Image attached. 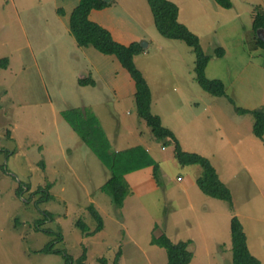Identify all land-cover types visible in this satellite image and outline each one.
I'll list each match as a JSON object with an SVG mask.
<instances>
[{"label": "rangeland", "instance_id": "1", "mask_svg": "<svg viewBox=\"0 0 264 264\" xmlns=\"http://www.w3.org/2000/svg\"><path fill=\"white\" fill-rule=\"evenodd\" d=\"M170 1L204 52L217 46L235 50L211 58L207 77L221 79L240 107L264 105V48L254 46L247 33L249 11L264 0H231L228 9L213 0ZM77 2L0 0V59L7 58L0 65V264H78L83 251L84 264H102L101 257L113 264L118 249L119 264H165V250L150 243L156 224L172 241L178 236L192 241L194 264L210 259L208 264H231L233 214L242 221L251 253L256 256L258 246L264 259V135L252 134V116L237 114L225 96L202 90L193 79L191 49L158 33L146 0H114L100 15L94 11L100 9L92 10L89 19L109 22L116 41L143 45L134 64L149 86L152 113L159 112L164 123L171 122L166 114L174 116L183 149L210 160L230 189L232 206L204 195L194 182L188 187L178 182L177 175L188 181L200 167L179 165L172 146L162 147L152 136L137 116L133 81L114 56L77 45L68 26ZM83 67L97 86L77 83ZM83 106L98 118L111 149L114 141V148H149L174 185L165 187L163 176L160 188L149 175L154 184L146 193H130L122 207L113 206L98 188L108 171L61 116ZM49 184L51 198L37 202L41 192L34 189ZM90 203L104 226L85 235L75 223L81 219L95 227Z\"/></svg>", "mask_w": 264, "mask_h": 264}, {"label": "trees", "instance_id": "2", "mask_svg": "<svg viewBox=\"0 0 264 264\" xmlns=\"http://www.w3.org/2000/svg\"><path fill=\"white\" fill-rule=\"evenodd\" d=\"M155 29L164 38L180 40L184 42L194 54L193 79L205 92L213 96H225L232 104L237 114H249L253 118L252 134L256 138L264 135V105L249 109L236 104L234 98L226 93L225 85L221 79L208 78L206 68L211 58L221 57L225 53L222 46H217L211 54L204 52L199 37L190 31L184 24L178 21V6L170 0H146ZM223 8L231 7V0H214ZM110 3L104 0H78L69 14L68 26L77 45L92 46L104 55H112L119 62L134 84V103L137 116L143 120L150 129L152 136L165 145L172 146L173 157L181 166L198 165L201 169L196 176L194 183L204 195L226 201L232 206V197L229 187L220 179L210 160L196 152L184 150L175 133L165 127L159 115L151 111V92L141 71L134 64V56L143 52L144 48L138 41H131L127 44L116 41L110 30L102 24L89 19V14L94 9H101ZM252 30L254 33L253 42L264 48V41L257 35V30L264 31V9L255 5L252 9ZM7 58L0 59V65L4 66ZM79 85H95L96 82L91 74L78 77ZM61 116L66 120L71 129L76 132L82 141L99 159L103 167L108 171L109 176L98 187L105 193L115 207H122L125 198L131 193L125 175L133 171L151 166L152 176L156 185L163 186L159 162L154 160L148 151L141 145H135L122 150H112L110 143L99 124L96 115L86 107H72L61 111ZM181 182L184 176L177 175ZM50 184L42 188L34 189L40 193L37 202L49 200L51 195L47 192ZM29 187V186H27ZM27 190V188H26ZM23 188L18 187L16 194L19 195ZM87 210L95 221V227L90 229L88 225L78 219L75 225L85 234L92 235L103 229V218L95 206L90 203ZM156 224L153 227L150 243L161 247L166 253L165 264H188L193 256L190 248L192 241H172L167 234L159 230ZM230 242H231V264H260V260L248 249L246 234L243 230L240 219L233 214L229 221ZM43 251H51L52 248L44 247ZM120 249L115 253L113 264H119ZM66 262L70 259L65 256ZM85 251L77 258L78 264H84ZM102 264L106 263L104 257L99 258Z\"/></svg>", "mask_w": 264, "mask_h": 264}, {"label": "crops", "instance_id": "3", "mask_svg": "<svg viewBox=\"0 0 264 264\" xmlns=\"http://www.w3.org/2000/svg\"><path fill=\"white\" fill-rule=\"evenodd\" d=\"M214 1V0H213ZM240 2H242V3H248V2H254V1H256V0H239ZM212 2V1H211ZM107 3H110L108 6H106V7H104L103 9H100V10H94V11H97L96 12V14H102V12H104L106 9H108V8H113V3H114V0H109ZM175 3V2H174ZM176 4V3H175ZM217 4V3H216ZM177 5V4H176ZM263 9H264V6L263 5H260ZM231 7H232V2H231ZM230 7V8H231ZM246 7V6H245ZM225 9H228V8H225ZM250 11H252V10H250ZM249 11V16H250V20H249V24H250V26L248 27V37H254L253 35H254V33H253V30H252V12H250ZM240 12V11H239ZM239 12H237V15H238V17L240 16V13ZM220 13V12H219ZM90 15V14H89ZM105 20L103 19V18H99V19H97V20H95V22H98V23H100V24H102L103 26H105V27H107L109 30H110V32H111V34H112V36H113V34H114V28L112 27V26H110V24H109V22H104ZM178 21H179V8H178ZM180 22V21H179ZM182 23V22H181ZM184 24V23H183ZM185 25V24H184ZM189 29V28H188ZM190 30V29H189ZM191 31V30H190ZM118 32L121 34V30H118ZM118 32H115V34L116 33H118ZM194 33V32H193ZM245 35V33H244V31H243V36ZM113 38L116 40V38L113 36ZM254 39V38H253ZM200 40V39H199ZM253 45L254 46H257L256 44H255V42L253 43ZM257 47H259V46H257ZM224 48V47H223ZM231 51H233V54L235 53V50L233 49V48H231L230 50L225 46V53L224 54H229ZM232 54V55H233ZM224 56V55H223ZM222 57V56H221ZM217 58H220V57H217ZM208 68V67H207ZM207 68H206V76H207ZM90 73L87 71V67L86 68H82V70L80 71V73H79V77L81 76V75H84V76H88ZM93 78V77H92ZM208 78H210V77H208ZM94 79V78H93ZM95 80V79H94ZM95 82H96V84L94 85V86H97L98 84H99V81H96L95 80ZM153 102V99H151V103ZM151 106H152V104H151ZM156 114H158L159 116H160V118H161V121H162V123L165 125V126H167V127H169L174 133H175V135L177 136V134H176V131H175V129H174V126H172V125H176V121L175 122H173V120H174V116L172 115V116H168L167 114H166V118H165V120H171V122H167V123H164V120H163V116L159 113V112H155ZM177 138H178V136H177ZM111 142V141H110ZM115 142V141H114ZM114 142H113V145H114ZM113 145H112V149L113 150H115V151H118V150H122V149H124V148H122V147H120V148H114L113 147ZM129 146H134L133 144L131 145V144H129L127 147H129ZM182 146V145H181ZM147 149V151H149V148H146ZM187 168H189V167H187ZM137 172V173H136ZM199 173H197L196 175H194L193 177L192 176H187L189 179H188V181H186V177H183V180H185L184 182H185V186L186 187H188V186H191L192 185V183L194 182V178H196V176L198 175ZM149 175L150 176H152V168H151V170L149 171V167H146V168H142V169H139V170H136V171H133V172H131V173H128V174H126L125 175V178H126V180H127V182H128V184L130 185V188H131V193H136L137 195H142V194H144V192H145V190L144 189H147V188H151V186H152V181H150V178H149ZM163 176H165V179L163 180V182H164V184H165V187L167 186V182L169 183V186L171 187V186H173L174 185V181L172 180V179H170V178H167V175L166 174H164L162 171H161V177H163ZM183 180H182V182H183ZM152 182V183H151ZM154 184V183H153ZM156 185V184H155ZM194 186H196L195 185V183L193 184ZM180 186L183 188L184 187V184L183 183H181L180 184ZM160 187V186H159ZM163 187V186H162ZM197 187V186H196ZM161 188V187H160ZM148 192V191H147ZM146 193V192H145ZM181 193H183V192H180V194ZM187 197V196H186ZM125 202V201H124ZM241 221V220H240ZM241 223H242V221H241ZM242 226H243V224H242ZM172 229V227H170V230ZM166 230V229H165ZM243 230H244V232H245V234H246V243H247V246H248V249H249V251L251 252V245L249 244V240H248V235H247V232L245 231V229H244V227H243ZM166 234H167V236L171 239V236L169 235V233L167 232V230H166ZM178 240H187L186 238H182L181 236H178L177 238H176V240L175 241H178ZM174 241V240H173ZM221 245V244H220ZM190 248H191V250H192V252H193V256H192V259H191V261L188 263V264H191V263H193L194 264V260H195V255H194V250H193V248H194V244L192 243L191 245H190ZM222 248V247H221ZM256 251H257V253H256V256H255V254L254 253H251V254H253L255 257H257L259 260H260V264H264V259H262L260 256H259V254L258 253H260V248L258 247V246H256ZM209 262H212V260L210 259V260H206V261H203V262H201V264H208Z\"/></svg>", "mask_w": 264, "mask_h": 264}, {"label": "water", "instance_id": "4", "mask_svg": "<svg viewBox=\"0 0 264 264\" xmlns=\"http://www.w3.org/2000/svg\"><path fill=\"white\" fill-rule=\"evenodd\" d=\"M105 2H108L109 0H104ZM257 35L260 39H262L264 41V31L263 30H257ZM141 46L143 47V45L141 44Z\"/></svg>", "mask_w": 264, "mask_h": 264}, {"label": "built area", "instance_id": "5", "mask_svg": "<svg viewBox=\"0 0 264 264\" xmlns=\"http://www.w3.org/2000/svg\"><path fill=\"white\" fill-rule=\"evenodd\" d=\"M178 180H179V178H178Z\"/></svg>", "mask_w": 264, "mask_h": 264}]
</instances>
